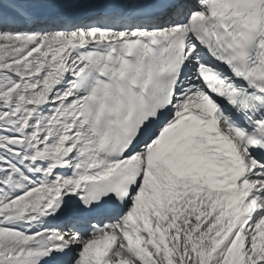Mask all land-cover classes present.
Segmentation results:
<instances>
[{
  "label": "snow or ice",
  "instance_id": "1",
  "mask_svg": "<svg viewBox=\"0 0 264 264\" xmlns=\"http://www.w3.org/2000/svg\"><path fill=\"white\" fill-rule=\"evenodd\" d=\"M0 264H264V0H0Z\"/></svg>",
  "mask_w": 264,
  "mask_h": 264
}]
</instances>
